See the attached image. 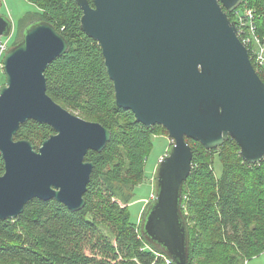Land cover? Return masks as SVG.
<instances>
[{
    "label": "water",
    "instance_id": "obj_1",
    "mask_svg": "<svg viewBox=\"0 0 264 264\" xmlns=\"http://www.w3.org/2000/svg\"><path fill=\"white\" fill-rule=\"evenodd\" d=\"M92 1L76 0L80 28L101 46L117 106L146 127L163 126L173 142L157 164L141 233L173 264H187L181 188L193 152L186 139L214 149L231 138L246 163L264 161V81L227 14L243 0ZM11 31L10 20L0 15V37ZM68 46L56 28L39 21L2 57L1 220L16 218L34 198L81 209L94 166L85 154L100 152L110 140L108 128L64 108L46 91L45 69ZM28 120L54 131L37 148L15 139Z\"/></svg>",
    "mask_w": 264,
    "mask_h": 264
},
{
    "label": "trees",
    "instance_id": "obj_2",
    "mask_svg": "<svg viewBox=\"0 0 264 264\" xmlns=\"http://www.w3.org/2000/svg\"><path fill=\"white\" fill-rule=\"evenodd\" d=\"M28 1L38 8V17L24 26L13 45L33 23L46 21L56 28L69 46L45 69L47 93L78 116L101 123L111 137L100 152L85 154L94 166L81 209L72 211L55 199L34 198L16 218L0 219V264H165L160 255H166L165 250L141 233L152 200L142 210L138 230L127 205L133 188L143 179L153 136H168L166 129L159 124L146 127L131 110L117 106L101 46L81 30L82 11L76 0ZM89 3L93 5L92 0ZM246 9L253 13L254 36L263 39L264 0H243L227 14L235 23L237 14ZM248 47L264 81V63H255L253 57L256 43ZM53 132L48 124L28 120L20 125L15 139H28L37 148ZM186 141L193 152L191 170L181 188L187 264H241L264 253V161L246 163L231 138L214 149ZM215 158L221 163L220 176L214 172ZM3 171L0 155V175ZM118 182L130 192L122 199Z\"/></svg>",
    "mask_w": 264,
    "mask_h": 264
},
{
    "label": "rangeland",
    "instance_id": "obj_3",
    "mask_svg": "<svg viewBox=\"0 0 264 264\" xmlns=\"http://www.w3.org/2000/svg\"><path fill=\"white\" fill-rule=\"evenodd\" d=\"M37 11L38 8L28 0H0V15L7 17L12 24L11 33L6 37H0V40L7 44L5 45L6 49L20 40L24 26L38 17L36 14ZM2 57L0 58V87L5 83V75L1 62ZM73 113L77 114V112ZM172 143V140L165 135H155L152 138V147L145 161L143 179L133 188L134 195L128 201L127 205L130 220L136 223V230H138L142 210L148 201L154 197V175L157 164L168 153ZM213 167L216 176H220L222 167L217 158L214 160ZM115 185L119 188V198L122 199V196H128L130 194L121 182ZM203 241H206V239L203 238ZM142 245L143 248H149L146 242L142 241ZM242 252L240 251L239 254ZM241 264H264V253H257Z\"/></svg>",
    "mask_w": 264,
    "mask_h": 264
},
{
    "label": "built area",
    "instance_id": "obj_4",
    "mask_svg": "<svg viewBox=\"0 0 264 264\" xmlns=\"http://www.w3.org/2000/svg\"><path fill=\"white\" fill-rule=\"evenodd\" d=\"M253 13L250 9L244 10V12L237 14L235 18V25L237 28V35L241 42L246 46L248 49L249 45L253 42L256 43L255 53L253 55L254 61L257 64L264 63V38L260 39L253 34ZM7 45L4 41L0 40V58L6 52ZM165 264H172V261L163 256Z\"/></svg>",
    "mask_w": 264,
    "mask_h": 264
},
{
    "label": "bare ground",
    "instance_id": "obj_5",
    "mask_svg": "<svg viewBox=\"0 0 264 264\" xmlns=\"http://www.w3.org/2000/svg\"><path fill=\"white\" fill-rule=\"evenodd\" d=\"M158 254H160V253H158ZM160 255H161L162 257L165 256V257L169 258L167 255L162 254V253H161ZM163 259H164V258H163ZM169 259H170V258H169ZM170 260H171V259H170ZM171 261H172V260H171ZM172 264H173V262H172Z\"/></svg>",
    "mask_w": 264,
    "mask_h": 264
}]
</instances>
